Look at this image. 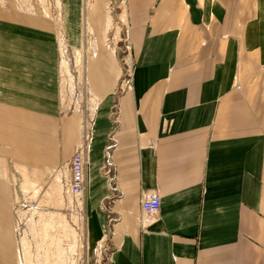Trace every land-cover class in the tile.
<instances>
[{
    "label": "crops",
    "instance_id": "obj_1",
    "mask_svg": "<svg viewBox=\"0 0 264 264\" xmlns=\"http://www.w3.org/2000/svg\"><path fill=\"white\" fill-rule=\"evenodd\" d=\"M61 6L60 19L0 10V264H100L110 249L109 264H264V0H123L131 74L119 83L98 54L88 113L62 104L56 30L80 47L86 5Z\"/></svg>",
    "mask_w": 264,
    "mask_h": 264
},
{
    "label": "rangeland",
    "instance_id": "obj_2",
    "mask_svg": "<svg viewBox=\"0 0 264 264\" xmlns=\"http://www.w3.org/2000/svg\"><path fill=\"white\" fill-rule=\"evenodd\" d=\"M96 1L98 0L88 4L85 2L84 40L80 47L67 41L61 23L56 27L60 37L58 46L62 59L61 98L64 108L70 111L77 109L88 113L96 106L95 96L89 89L88 70L91 61L97 60L98 54L106 52L112 56L116 78L120 72L119 83L127 78V70L131 68L130 51L125 48L131 39L124 30V15L119 8L123 0H99L104 3V7L91 16L89 7ZM61 5L62 0H0L1 11L33 17L45 14L55 19L63 17ZM55 192H59L62 197L60 189Z\"/></svg>",
    "mask_w": 264,
    "mask_h": 264
},
{
    "label": "built area",
    "instance_id": "obj_3",
    "mask_svg": "<svg viewBox=\"0 0 264 264\" xmlns=\"http://www.w3.org/2000/svg\"><path fill=\"white\" fill-rule=\"evenodd\" d=\"M93 0H85L88 4ZM127 34V33H126ZM129 37V34H127ZM126 51H131V41L125 45ZM128 76L131 74V69L127 70ZM115 122L118 121L117 115ZM114 145H109L106 150V157L108 158L107 173L111 174V151ZM87 148L85 145H79L70 161L71 175L67 182L66 189L70 193L72 199L70 208L74 211H82L84 207V195L86 191V168H87ZM161 206V198L158 192H151L141 202V207L144 212L152 215L159 211ZM111 249L101 253L100 264H109ZM66 264H83V258L80 255L73 254L72 259H67Z\"/></svg>",
    "mask_w": 264,
    "mask_h": 264
}]
</instances>
